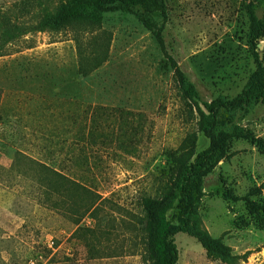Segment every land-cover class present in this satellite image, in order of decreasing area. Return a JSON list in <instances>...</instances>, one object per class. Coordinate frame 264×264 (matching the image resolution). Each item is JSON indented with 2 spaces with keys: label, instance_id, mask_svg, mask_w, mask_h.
I'll return each instance as SVG.
<instances>
[{
  "label": "rangeland",
  "instance_id": "obj_1",
  "mask_svg": "<svg viewBox=\"0 0 264 264\" xmlns=\"http://www.w3.org/2000/svg\"><path fill=\"white\" fill-rule=\"evenodd\" d=\"M67 1L0 0V264H147L140 201L164 190L196 113L145 20L199 101L231 99L264 0H144L52 29ZM255 51L264 89V35ZM209 147L189 203L166 213L175 264H264V101L219 111L197 134Z\"/></svg>",
  "mask_w": 264,
  "mask_h": 264
},
{
  "label": "trees",
  "instance_id": "obj_2",
  "mask_svg": "<svg viewBox=\"0 0 264 264\" xmlns=\"http://www.w3.org/2000/svg\"><path fill=\"white\" fill-rule=\"evenodd\" d=\"M144 0H105V6L93 0H68L57 10L49 26L58 29L76 22H91L100 19L105 11L121 9L130 11L132 5L143 3ZM248 31L246 43L248 51L256 64L255 70L248 78L243 89L233 98L217 95L211 101H199L194 84L187 78L179 67L175 58L165 48L162 35L152 23H145L156 41V44L166 59L173 72L180 96L187 100L196 113L195 128L186 133L183 142L184 148L178 154L172 156L173 169L169 175L164 190L158 196H143L141 207L144 217L145 246L147 264H175L177 251L172 235L177 231L171 227L166 219V213L173 206L178 197H182L185 203H189V197L196 191L200 184V170L202 161L211 157V147L196 151L197 134L202 132L209 135L216 124L217 114L224 109H231L247 102L251 97L264 101L263 79L261 65L255 51L257 40L264 35V16L256 17L251 8H247ZM18 156L26 158L31 163H36L44 170L50 168L17 150Z\"/></svg>",
  "mask_w": 264,
  "mask_h": 264
}]
</instances>
